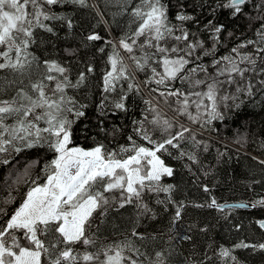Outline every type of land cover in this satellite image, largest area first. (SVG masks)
<instances>
[{"label": "trees", "instance_id": "16d2710c", "mask_svg": "<svg viewBox=\"0 0 264 264\" xmlns=\"http://www.w3.org/2000/svg\"><path fill=\"white\" fill-rule=\"evenodd\" d=\"M139 2L87 0L86 5L81 6L63 0L55 5H45L46 10L57 18L44 21L51 31L34 29L35 42L30 46V51L41 62V70L44 60L56 61L67 69L66 75L72 84H76L80 74L84 73L85 78L78 87L65 89L66 99L71 97L76 102V109L84 112L79 118L69 115L74 120L70 146L91 149L102 144L105 151L118 152L122 145L130 147L128 137L131 136L137 145L151 148L153 145L136 131L141 123L144 132L155 141L170 138L182 130L181 126L189 130L173 142L177 147L169 145L167 151L157 153L165 165L173 169L171 176L164 175L159 182L162 186L171 185V190H146L139 203L146 205L147 211L130 204L111 208L102 217L94 213L89 235L95 234L97 247L130 242L141 255L136 257L127 250L125 255H132L143 264H155L156 252L163 253L164 264H264V249L259 247L264 244V228L259 223L264 221V205L251 206L264 198V86L259 83L264 80V72L260 71L264 68L261 59L264 51H260L264 49V38L258 34L264 31L261 28L264 6L258 7L264 5V0H247L242 13L236 16L231 14V9L217 7L218 2L227 0H161L166 6L170 26L177 28L175 35H180L179 29H184L190 33L189 41L202 42V47L194 51L185 69L190 80L177 79L166 85H157L152 80V67L163 71L156 62L158 57H153L150 66L144 70H138L130 58H142L145 52L151 54L153 51L139 47L145 37H133L139 21L132 16L131 10ZM178 15L192 19L180 21ZM209 22L225 26L218 39ZM93 34L100 39L89 40ZM128 37L137 40L132 53L119 44L121 38ZM127 42L131 43V40L127 39ZM186 43L172 38L161 41L162 46L181 49ZM241 44L245 47L232 53V48ZM116 53L122 58L130 78H121L116 81L114 90L105 92L104 76L111 70L109 58ZM246 54L256 60V71L246 72L243 78L233 74L236 83H226L220 88L219 97H236L218 100V110L224 115L222 120L207 123V115L201 109L200 119L193 121L176 111L180 107L178 97L160 95L177 88L185 93L206 91L203 85L193 86L192 81H209L215 77L214 59L229 56L239 62ZM197 65L207 71H200ZM240 66L251 67L246 61ZM192 68L197 71L190 72ZM52 74L59 77L58 73ZM4 75L8 73L0 72V76ZM248 82L253 85L251 94L247 90L237 91V86L244 88ZM46 83L55 87V81ZM130 83L134 85L132 90L128 87ZM117 103H123L124 109H117ZM189 112L197 115L194 105L189 107ZM153 118L167 119L173 127L165 132L152 123ZM17 146L23 148L19 143ZM53 158L54 153L46 146L23 149L19 153L10 149L8 153L0 154V159L8 160L7 164L0 163V206L8 213L0 219V224L19 207L31 180L41 175L44 165ZM213 198L217 203L248 201L250 206L211 207ZM6 201L9 202L4 203ZM177 208L181 215L174 223ZM133 230L138 235H133ZM241 243L249 247H236ZM77 247L83 251L85 246ZM222 249L229 250L230 255L222 256ZM87 250L95 252L97 248L88 247Z\"/></svg>", "mask_w": 264, "mask_h": 264}, {"label": "snow or ice", "instance_id": "6c2138e0", "mask_svg": "<svg viewBox=\"0 0 264 264\" xmlns=\"http://www.w3.org/2000/svg\"><path fill=\"white\" fill-rule=\"evenodd\" d=\"M61 2L63 0H0V72L8 73L0 76V154L8 153L10 149L19 153L23 149L45 146L54 153V158L44 165L41 175L31 180V186L19 207L0 224V264H143L132 255H125V250L133 252L136 257L141 255L139 249H135L130 242L101 244L97 247L95 234L89 235L95 220L94 213L102 217L111 208H123L130 204L147 211V206L139 203L146 190L169 192L172 186H162L159 182L162 176H171L173 169L166 166L157 153L167 151L166 146L169 145L177 147L173 142L178 137L182 138L183 133L189 130L181 126L182 130L170 138L155 141L144 132L141 123L136 131L153 145L151 148L137 145L131 136L128 137L130 147L122 145L118 152L105 151L102 144L91 149L70 146L74 120L69 115L74 114L79 118L84 112L76 109V102L71 97L66 99L65 89L78 87L85 78L84 73L80 74L76 84H72L65 67L56 61L44 60L41 70V62L30 51L31 44L35 42L34 29L45 28L51 31L44 21L57 18L46 10L45 5ZM71 2L85 6L87 0ZM246 3L247 0H227L218 2L217 7L231 9V14L236 16L242 13V6ZM262 6L264 5L258 7ZM131 14L139 21L133 37H145L139 47L141 50L153 49L151 54L145 52L142 58L130 57L136 68L144 70L146 66H150L153 57H158L156 62L162 66L163 71L151 68L152 80L157 85H166L177 79L189 81L190 76L185 74V69L191 62L189 58L194 51L202 47V42L189 41L190 33L184 29H179L181 34L175 35L177 28L170 26L166 6L161 0H140L132 8ZM177 19L185 21L192 18L178 15ZM209 25L218 39L225 26L212 25L211 22ZM261 28L264 29V24ZM258 34L264 38V31ZM167 38L187 43L183 49L178 46H162L161 41ZM88 39L98 40L100 37L93 34ZM127 39H120V47L132 53L137 40L132 37ZM247 43L251 44L253 41ZM243 47L245 45L241 44L231 51L238 53V49ZM109 59L111 70L104 76L105 92L114 90L116 81L121 78H130L118 53ZM245 61L251 67H241ZM213 65L217 69L215 77L209 81H192L193 86L203 85L206 91L185 93L177 88L167 94L161 92L160 95L178 97L180 107L176 111L193 121L200 119L201 109L207 115V123L224 119L223 113L218 110V100L236 97H219L220 88L226 83H236L233 74L243 78L246 72H255L256 60L251 54L241 56L239 62L233 57L223 56L214 59ZM197 68L202 72L207 71L200 65ZM197 68L189 71L195 73ZM88 71L91 72L92 69L89 68ZM260 71L264 72V68ZM53 72L58 73L59 77L54 76ZM221 76L226 79L220 80ZM52 81H55L54 88L46 83ZM259 83L264 86V80ZM128 87L132 90L134 85L130 83ZM252 87L248 82L244 88L237 86V91L247 90L251 94ZM5 96L8 98H4ZM192 97L195 99H191ZM193 105L197 110L195 116L189 112V107ZM115 107L124 109L125 106L117 103ZM152 123L165 132L173 127L167 119L161 121L153 118ZM17 143L23 145V148L18 147ZM0 163L7 164L8 160L0 159ZM27 171L26 169V174ZM204 190L208 191L207 187ZM108 193L114 194L106 195ZM256 204L264 205V198L251 206L255 207ZM210 206L221 209L225 207L218 205L214 198ZM7 215V209L0 206V219ZM180 215L177 208L174 223L179 220ZM259 223L264 228V221ZM133 235L138 233L133 230ZM78 245L85 246L84 250L80 251ZM88 247H96L97 250L91 252L87 250ZM236 247L249 245L241 243ZM259 247L264 249V244ZM221 255L229 256V250L222 249ZM155 256V264H164L161 259L163 253L156 252Z\"/></svg>", "mask_w": 264, "mask_h": 264}, {"label": "water", "instance_id": "95a60500", "mask_svg": "<svg viewBox=\"0 0 264 264\" xmlns=\"http://www.w3.org/2000/svg\"><path fill=\"white\" fill-rule=\"evenodd\" d=\"M218 205H225V207L228 206H240V207H249L250 203L246 201H225V202H219Z\"/></svg>", "mask_w": 264, "mask_h": 264}, {"label": "bare ground", "instance_id": "6f19581e", "mask_svg": "<svg viewBox=\"0 0 264 264\" xmlns=\"http://www.w3.org/2000/svg\"><path fill=\"white\" fill-rule=\"evenodd\" d=\"M261 159V158H260ZM231 201V200H230ZM246 202H248V201H246ZM250 203V202H249Z\"/></svg>", "mask_w": 264, "mask_h": 264}]
</instances>
